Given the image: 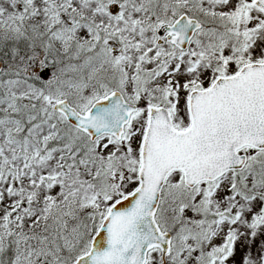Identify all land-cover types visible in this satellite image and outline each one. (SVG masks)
Here are the masks:
<instances>
[{"label":"snow or ice","instance_id":"obj_1","mask_svg":"<svg viewBox=\"0 0 264 264\" xmlns=\"http://www.w3.org/2000/svg\"><path fill=\"white\" fill-rule=\"evenodd\" d=\"M0 264H264V0H0Z\"/></svg>","mask_w":264,"mask_h":264}]
</instances>
